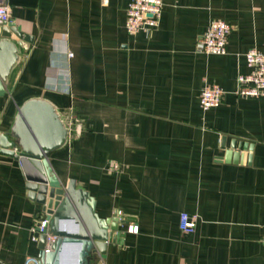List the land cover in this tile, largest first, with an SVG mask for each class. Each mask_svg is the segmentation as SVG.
Here are the masks:
<instances>
[{"label": "crops", "instance_id": "0c3cea01", "mask_svg": "<svg viewBox=\"0 0 264 264\" xmlns=\"http://www.w3.org/2000/svg\"><path fill=\"white\" fill-rule=\"evenodd\" d=\"M162 1L160 25L131 35L130 0H9L34 42L12 38L22 50L0 97V132L34 97L76 116L81 130L54 171L88 190L102 218L128 222L95 264H264V96L236 94L245 54L264 52V0ZM214 20L232 26L228 53H197ZM206 83L225 91L208 111ZM183 213L198 216L191 234ZM45 217L19 163L0 152V264L39 257L31 228Z\"/></svg>", "mask_w": 264, "mask_h": 264}, {"label": "water", "instance_id": "95a60500", "mask_svg": "<svg viewBox=\"0 0 264 264\" xmlns=\"http://www.w3.org/2000/svg\"><path fill=\"white\" fill-rule=\"evenodd\" d=\"M13 36L26 43L24 49L34 42L14 23L1 27L0 97L7 94V82L22 50L12 41ZM69 140L70 130L57 104L44 97L24 102L8 130L0 132V152L19 163L29 199L42 205L49 221L38 241L39 264H95L94 255L104 256L110 244L120 243L121 227L128 223L117 214L102 218L96 211L97 200L88 190L75 179L63 183L58 178L53 159ZM47 234L55 240L47 243ZM68 252L72 254L70 261L65 259Z\"/></svg>", "mask_w": 264, "mask_h": 264}, {"label": "built area", "instance_id": "2783aa9c", "mask_svg": "<svg viewBox=\"0 0 264 264\" xmlns=\"http://www.w3.org/2000/svg\"><path fill=\"white\" fill-rule=\"evenodd\" d=\"M164 2L162 0H130L126 30L131 35L139 32H151L160 25ZM13 23L12 6L9 0H0V26H9ZM232 26L223 20L212 21L204 34H202L196 45V52L206 55H226ZM246 63L249 73L240 74L237 79L238 89L236 94L243 98H260L264 96V52L256 48L249 50L246 54ZM225 96L224 89L217 84L206 83L200 96L201 108L208 111L221 105ZM76 116L68 110L65 122L70 130H81V124H76ZM198 222L197 215H181L180 226L185 234L195 231ZM49 221L42 218L35 222L31 228V239L39 241L40 235L48 228ZM130 232L137 233L138 226L131 225ZM47 243L53 242L55 237L47 234ZM264 243V239H263ZM26 264H39L38 257H28Z\"/></svg>", "mask_w": 264, "mask_h": 264}, {"label": "bare ground", "instance_id": "6f19581e", "mask_svg": "<svg viewBox=\"0 0 264 264\" xmlns=\"http://www.w3.org/2000/svg\"><path fill=\"white\" fill-rule=\"evenodd\" d=\"M70 227V226H69ZM65 259L67 260V261H70L71 259H72V254H71V252H68L66 255H65Z\"/></svg>", "mask_w": 264, "mask_h": 264}]
</instances>
